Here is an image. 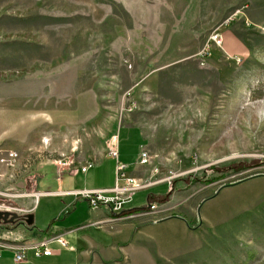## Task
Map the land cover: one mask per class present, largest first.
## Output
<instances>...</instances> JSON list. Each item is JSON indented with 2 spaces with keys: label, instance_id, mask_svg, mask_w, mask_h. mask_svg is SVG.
<instances>
[{
  "label": "rangeland",
  "instance_id": "1",
  "mask_svg": "<svg viewBox=\"0 0 264 264\" xmlns=\"http://www.w3.org/2000/svg\"><path fill=\"white\" fill-rule=\"evenodd\" d=\"M0 109L20 124L16 147L0 135V198L62 177L110 185L117 161L96 176L56 161L97 163L119 129L137 152L120 126L138 125L149 174L128 206L170 185L146 217L184 222L157 228L176 244L132 247L125 264H264V165L210 169L264 157V0H0Z\"/></svg>",
  "mask_w": 264,
  "mask_h": 264
},
{
  "label": "crops",
  "instance_id": "2",
  "mask_svg": "<svg viewBox=\"0 0 264 264\" xmlns=\"http://www.w3.org/2000/svg\"><path fill=\"white\" fill-rule=\"evenodd\" d=\"M6 111L0 109V135L4 129L10 127L12 138L8 147L14 148L18 144L19 116L18 113H13L12 110H9L10 113ZM120 127H126L125 137L129 141L135 140V149H139L137 152L136 150L133 152L126 145H122V129H119L117 133L119 159L128 165L127 170L130 176L142 181L149 174L146 165L139 163L140 146L146 142L144 131L138 125L129 124ZM108 160L117 161L109 152L86 172H83L81 167L89 161L85 162L77 159L75 167L66 170L76 174L78 171L89 173L90 170L96 168L92 172V175L96 176L98 175V168L102 167L99 165ZM131 167L132 169L129 171ZM58 182L60 187L56 189L40 190L36 188L28 190L23 195L25 199L21 201H18L17 197H13V195L8 199L0 198V241L6 245H18V243L27 240L41 242L51 239L49 246L54 252L48 256H37L33 249H28L26 258L17 261L15 258L16 250L10 246L4 247L1 248L0 264H125L131 260L132 247L142 251L147 243L172 245L178 242V240L173 242V239L169 241L168 238L160 236L157 228L160 224L164 225L173 219L179 221L176 225L181 224L184 221L180 218L174 216L163 220H149L146 217V211L149 210L124 217L118 216L121 211L114 212L108 205L93 208L87 199L76 194L84 189H104L114 195L113 190L116 186V180H112L110 185L96 184V181L91 184L88 180H85L84 188L75 189L65 188V185L70 183V179L62 177L58 178ZM121 183L127 185L126 181ZM165 185L166 183L147 187L155 188ZM168 194H170V197L173 194L170 185L161 192L156 191L150 195L165 196ZM123 195L125 197L127 194ZM132 197L127 200L122 211L134 208L128 206L133 203ZM36 201H38V204H35ZM22 211L27 213H22ZM14 214L25 216L32 214L33 222L32 224L14 225L8 220ZM147 228H149L150 234H146ZM59 237L65 239L67 245L57 242L55 238ZM148 237L149 239H147Z\"/></svg>",
  "mask_w": 264,
  "mask_h": 264
},
{
  "label": "built area",
  "instance_id": "3",
  "mask_svg": "<svg viewBox=\"0 0 264 264\" xmlns=\"http://www.w3.org/2000/svg\"><path fill=\"white\" fill-rule=\"evenodd\" d=\"M210 42L217 46H223L224 44V36L221 33H215L211 36ZM207 49V48H206ZM207 52V50H205ZM110 153L116 158L117 160V179H116V186L113 190L114 195L107 194L111 193L108 190L99 189V190H88L84 189L76 193L77 195H81L83 198L87 199L93 208H98L101 205H108L114 212H120L124 208L125 203L128 199L132 197L135 191L141 189L143 184L140 183L135 177H132L128 173V165L123 163L119 159V149L118 145L113 147ZM18 157V153L16 151H8L7 156L3 157L1 160L6 162L7 164H11L12 160ZM150 160V153L148 150L142 146L141 154L139 156V163L140 164H147ZM59 165H69L71 167H75V159L69 157L60 158L56 161ZM93 163H87L86 165L82 166L81 169L83 172H86ZM122 181H126L127 185L122 184ZM127 194L125 197L123 194ZM151 209H156V205H151ZM57 242H60L62 245H67V241L62 237L55 238ZM53 239V240H55ZM51 239L43 240L41 242H32L30 240L23 241L18 243V245H6L0 241V256H1V248L4 247H11L12 249L16 250L15 258L17 261H21L26 258V251L28 249H33L35 255L37 256H48L52 255L53 249L49 246Z\"/></svg>",
  "mask_w": 264,
  "mask_h": 264
},
{
  "label": "trees",
  "instance_id": "4",
  "mask_svg": "<svg viewBox=\"0 0 264 264\" xmlns=\"http://www.w3.org/2000/svg\"><path fill=\"white\" fill-rule=\"evenodd\" d=\"M264 165V157L261 158H254L251 160H241V161H236L233 162L229 165H225L222 167L216 166V165H210V169L214 170L215 172H220L223 173L222 175L224 176L226 173L230 171H242L245 169H249L252 167H257ZM219 179V178H218ZM217 179V180H218ZM150 200V205L148 207H134L130 209H124L120 213H118V216H128V215H133L142 211L150 210L151 205H154V202H160L161 204L166 203L170 200V194L165 195V196H156V195H150L149 196Z\"/></svg>",
  "mask_w": 264,
  "mask_h": 264
},
{
  "label": "flooded vegetation",
  "instance_id": "5",
  "mask_svg": "<svg viewBox=\"0 0 264 264\" xmlns=\"http://www.w3.org/2000/svg\"><path fill=\"white\" fill-rule=\"evenodd\" d=\"M29 216H21L19 214H16L15 221L13 222L14 225H21V224H27V219Z\"/></svg>",
  "mask_w": 264,
  "mask_h": 264
},
{
  "label": "water",
  "instance_id": "6",
  "mask_svg": "<svg viewBox=\"0 0 264 264\" xmlns=\"http://www.w3.org/2000/svg\"><path fill=\"white\" fill-rule=\"evenodd\" d=\"M29 217H28V219H27V223L28 224H32V222H33V215L31 214V215H28ZM15 217H16V215L14 214L10 219H8V220H10L12 223L15 221Z\"/></svg>",
  "mask_w": 264,
  "mask_h": 264
}]
</instances>
